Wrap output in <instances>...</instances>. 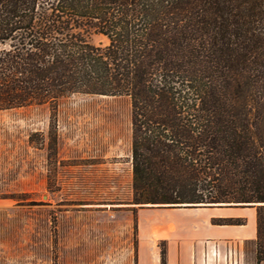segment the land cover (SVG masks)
<instances>
[{"label": "trees", "instance_id": "1", "mask_svg": "<svg viewBox=\"0 0 264 264\" xmlns=\"http://www.w3.org/2000/svg\"><path fill=\"white\" fill-rule=\"evenodd\" d=\"M76 92L130 99L131 203L255 207L264 261V0H0V110Z\"/></svg>", "mask_w": 264, "mask_h": 264}, {"label": "rangeland", "instance_id": "2", "mask_svg": "<svg viewBox=\"0 0 264 264\" xmlns=\"http://www.w3.org/2000/svg\"><path fill=\"white\" fill-rule=\"evenodd\" d=\"M131 182L128 96L0 110V264H134L137 208L155 205L131 203Z\"/></svg>", "mask_w": 264, "mask_h": 264}, {"label": "crops", "instance_id": "3", "mask_svg": "<svg viewBox=\"0 0 264 264\" xmlns=\"http://www.w3.org/2000/svg\"><path fill=\"white\" fill-rule=\"evenodd\" d=\"M214 218H242L244 223L214 224ZM137 222L134 264H160L158 242L163 239L167 241V264H257L255 207L141 206L137 208Z\"/></svg>", "mask_w": 264, "mask_h": 264}, {"label": "water", "instance_id": "4", "mask_svg": "<svg viewBox=\"0 0 264 264\" xmlns=\"http://www.w3.org/2000/svg\"><path fill=\"white\" fill-rule=\"evenodd\" d=\"M145 205H150V204H145Z\"/></svg>", "mask_w": 264, "mask_h": 264}]
</instances>
